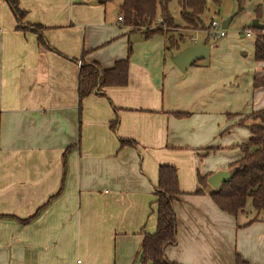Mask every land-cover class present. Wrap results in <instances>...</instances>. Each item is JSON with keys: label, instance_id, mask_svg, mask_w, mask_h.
<instances>
[{"label": "crops", "instance_id": "1", "mask_svg": "<svg viewBox=\"0 0 264 264\" xmlns=\"http://www.w3.org/2000/svg\"><path fill=\"white\" fill-rule=\"evenodd\" d=\"M17 1L20 22L0 0V264H150L139 250L142 233L155 230L149 206L161 164L177 168L182 192L167 261L234 264L238 254L264 264V214L221 211L207 178L203 186L197 180L242 156L250 133L237 121L264 108L263 87H252L264 75L255 33L212 41L205 29L213 18L204 12L203 30L170 32L193 43L167 48L166 36L131 31L104 2ZM200 44L210 45L207 57L184 71L172 62ZM129 45L127 84L95 89L79 107L80 63L110 68ZM248 53L242 65L237 57ZM60 188L36 218L19 221Z\"/></svg>", "mask_w": 264, "mask_h": 264}, {"label": "trees", "instance_id": "2", "mask_svg": "<svg viewBox=\"0 0 264 264\" xmlns=\"http://www.w3.org/2000/svg\"><path fill=\"white\" fill-rule=\"evenodd\" d=\"M106 1L103 0L104 3ZM172 1H176L178 4L182 27L190 29L205 28L202 15L207 9L206 0H121L118 15L122 16V24L131 31L141 33L146 39L155 34L164 35L166 36L167 48H177L182 36H175L170 32L181 25H177L171 15L169 7ZM212 1L216 6H219L221 0ZM234 1L236 3L235 14H237L243 10L245 2L249 0ZM6 2L18 22H20L25 15V11L20 9L18 1L6 0ZM254 18L264 23V14L260 4L254 8ZM159 19L161 23L157 24ZM162 26L166 27L165 32ZM35 28L38 31L41 30L39 26ZM252 30L256 36L253 42L254 59L264 62V29ZM38 40L43 43L40 34ZM130 53L131 47L129 45L127 56L115 61L113 66L107 69H100L95 63H85L83 61L80 63L76 89L79 107L82 100L95 89L122 87L127 84ZM252 87L254 89L264 88V75L253 78ZM186 114L175 113L177 117H184ZM114 122L111 124V128H114ZM237 124L245 125L249 130L248 141L240 146L242 156L229 165V168H235L231 178L222 183L220 189L212 190L209 195L221 211L234 217L245 213V203L250 198L253 210L256 215H260L261 212H264V108L244 115L237 121ZM130 143L129 140H121L120 145L124 146ZM207 149L212 150L213 147ZM209 175L197 177L201 186L206 184V178ZM61 191L62 188L49 197L33 214L27 218L19 219V221L28 223L36 218L46 206L59 196ZM194 193L201 194L202 188L196 189ZM152 194L156 218L155 230L152 233H142L139 259L142 263L176 264L167 261L163 256L164 248L174 244L176 239L177 223L173 202L177 200L182 192L179 189L177 168L175 166L169 164L158 166L157 182ZM234 264H248V262L235 254Z\"/></svg>", "mask_w": 264, "mask_h": 264}, {"label": "rangeland", "instance_id": "3", "mask_svg": "<svg viewBox=\"0 0 264 264\" xmlns=\"http://www.w3.org/2000/svg\"><path fill=\"white\" fill-rule=\"evenodd\" d=\"M118 2H119V0H107L104 4L101 5V7L102 8L105 7L107 9H109L110 15L114 13V16H116L118 11L115 9V7L118 4ZM171 3H172V4H170L171 5L170 6L171 15L175 19L176 23H178V22H180V18H179V14H178L179 7L177 4H175L176 1H172ZM206 3H207V9L205 11V14H206L205 19H209V17L212 16V18L215 21H217V23L219 25H221V22L223 20H225L226 18H228L230 16H233L231 22L228 24L227 28L225 29V36L223 38H219V40L222 39L221 41H223L224 38L229 37V35H230V37L233 35H236L238 33V31H239V33L237 35H239L240 38H244V31L246 29L252 30L251 28H248V27H250L251 20L254 17V8L258 4H260V6L262 8V12L264 14V0H249V1L245 2L243 10L237 14H235L236 3L234 0H221L219 6H216L212 0H206ZM183 28L184 27L180 26V27H175V29H172V30H174V31L176 30L175 32L177 35V34L182 33L181 30ZM162 29L164 32L166 31V27H164ZM196 30H198V29H196ZM204 34H205V32L198 33V38L200 37L199 41H202L201 39L204 36ZM245 41H249V40L248 39L246 40V38H245ZM180 43L182 46H186V45L193 43V42L189 39H186V40L182 39L180 41ZM246 52H248V51H246ZM239 55H240V53H239ZM167 57H169L168 54H167ZM237 60H239V61L242 60V65L245 62L247 63L249 61V53L245 57L238 56ZM227 61L229 63L231 62L232 64L234 63V60L230 59V58H227ZM261 89H263L262 92H264V88H261ZM260 96L264 97V95H260ZM152 202H153V200H152ZM152 202L149 206V210L151 212V215L154 214V205ZM244 209H245V213L249 214V212L251 211L252 213L256 214V212L253 210V208L251 206L250 198L247 199ZM263 214H264V212H261V215H263Z\"/></svg>", "mask_w": 264, "mask_h": 264}, {"label": "water", "instance_id": "4", "mask_svg": "<svg viewBox=\"0 0 264 264\" xmlns=\"http://www.w3.org/2000/svg\"><path fill=\"white\" fill-rule=\"evenodd\" d=\"M103 3V0H93L91 5H97ZM231 17L226 18L221 22V27L226 29ZM252 29H264V23L259 22L257 18H253L250 23ZM210 45L209 44H200V45H189L185 49H182L176 53L172 58V62L181 70L184 71L190 67L195 61L205 58L209 54ZM235 171L234 167H230L226 170H217L211 173L207 177V183L211 185L215 190L220 189L222 183L228 181L233 172Z\"/></svg>", "mask_w": 264, "mask_h": 264}, {"label": "built area", "instance_id": "5", "mask_svg": "<svg viewBox=\"0 0 264 264\" xmlns=\"http://www.w3.org/2000/svg\"><path fill=\"white\" fill-rule=\"evenodd\" d=\"M117 21L118 23H122V16L118 15L117 16ZM161 23L160 19L157 21V24ZM165 26H162V28H164ZM206 34L208 36V38L212 41H216L219 38H222L225 36V29L221 27V25H219L217 23V21H215L214 19L211 20L207 26V29L205 30ZM244 36L245 37H253V31L250 29H246L244 31ZM189 40L191 41H195L194 37H191Z\"/></svg>", "mask_w": 264, "mask_h": 264}]
</instances>
